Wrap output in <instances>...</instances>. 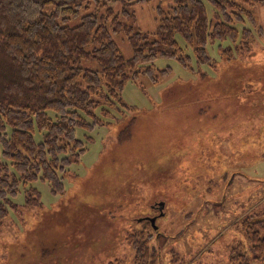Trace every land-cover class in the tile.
Masks as SVG:
<instances>
[{"label": "rangeland", "instance_id": "374dc122", "mask_svg": "<svg viewBox=\"0 0 264 264\" xmlns=\"http://www.w3.org/2000/svg\"><path fill=\"white\" fill-rule=\"evenodd\" d=\"M171 4L92 0L88 11L125 8L136 13V28L155 32L158 7ZM254 15L264 27V0ZM255 33L239 53L240 42L209 43L215 66L198 64L188 47L190 67L160 58L154 67L172 73L158 83L128 80L109 116L97 109L103 121L77 129L87 150L68 168L64 192L39 180L40 204L28 205L23 188L12 199L17 206L0 224V264H137L131 240L142 239L138 233L150 237L159 264H234L238 243L254 264L241 223L264 218V35ZM114 38L130 57L123 33ZM228 47L232 57L223 53ZM128 126L131 137L122 138Z\"/></svg>", "mask_w": 264, "mask_h": 264}, {"label": "trees", "instance_id": "16d2710c", "mask_svg": "<svg viewBox=\"0 0 264 264\" xmlns=\"http://www.w3.org/2000/svg\"><path fill=\"white\" fill-rule=\"evenodd\" d=\"M91 1L0 0V224L17 206L12 199L22 188L30 193L28 205L40 204L41 192L33 186L39 180L48 182L53 194L64 192L68 168L87 150L77 129L93 130L101 123L97 109L109 116L123 102L128 80L143 75L158 83L172 73L171 67H154L160 58L190 67L188 47L198 64H211L209 43L240 42L245 46L236 49L239 53L250 50L255 31L264 35L254 15L263 0H207L211 15L203 0H172L170 7H158L155 32L136 28V13L125 8L109 6L102 16L89 12ZM247 22L251 27L236 26ZM118 33L130 44L128 58L114 38ZM223 53L235 55L232 47ZM125 136L131 137L130 126L122 131ZM241 230L251 241L254 264H264V218L248 215ZM139 234L142 239L131 240L136 263L159 264L157 250L148 251L150 237ZM230 259L253 264L241 243L232 248Z\"/></svg>", "mask_w": 264, "mask_h": 264}, {"label": "water", "instance_id": "95a60500", "mask_svg": "<svg viewBox=\"0 0 264 264\" xmlns=\"http://www.w3.org/2000/svg\"><path fill=\"white\" fill-rule=\"evenodd\" d=\"M153 222H155V219H152Z\"/></svg>", "mask_w": 264, "mask_h": 264}]
</instances>
